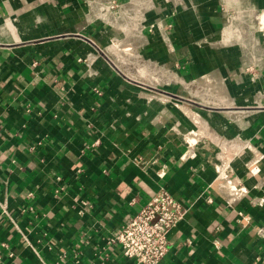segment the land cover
<instances>
[{"label": "crops", "instance_id": "0c3cea01", "mask_svg": "<svg viewBox=\"0 0 264 264\" xmlns=\"http://www.w3.org/2000/svg\"><path fill=\"white\" fill-rule=\"evenodd\" d=\"M161 191L163 264H264V0H0V264H135Z\"/></svg>", "mask_w": 264, "mask_h": 264}, {"label": "built area", "instance_id": "2783aa9c", "mask_svg": "<svg viewBox=\"0 0 264 264\" xmlns=\"http://www.w3.org/2000/svg\"><path fill=\"white\" fill-rule=\"evenodd\" d=\"M227 152H223L216 171L220 193L231 203L243 194L229 178ZM213 202L212 198L207 200ZM190 208L168 191L156 194L127 224L112 233L109 245L135 264H163L170 248V233L186 219ZM264 237V227L256 229Z\"/></svg>", "mask_w": 264, "mask_h": 264}, {"label": "bare ground", "instance_id": "6f19581e", "mask_svg": "<svg viewBox=\"0 0 264 264\" xmlns=\"http://www.w3.org/2000/svg\"><path fill=\"white\" fill-rule=\"evenodd\" d=\"M190 143H193V141L192 142H190ZM251 149V148H250ZM252 152H254V151H252ZM247 193V192H246Z\"/></svg>", "mask_w": 264, "mask_h": 264}]
</instances>
